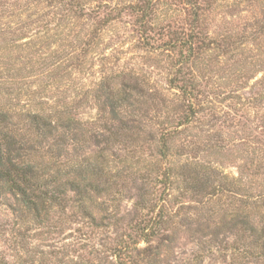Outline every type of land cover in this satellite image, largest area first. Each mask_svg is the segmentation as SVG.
<instances>
[{"label": "trees", "instance_id": "1", "mask_svg": "<svg viewBox=\"0 0 264 264\" xmlns=\"http://www.w3.org/2000/svg\"><path fill=\"white\" fill-rule=\"evenodd\" d=\"M155 1L108 12L103 6L85 12L76 0H0V45L12 25L8 20L16 18L19 27L13 33L17 38L8 44L17 52L30 45L18 46L26 38L25 31L44 35L58 32L59 24L54 22L59 16H65L67 22L70 17L87 22L102 19L99 14L104 13L101 26L130 17L143 48L153 46L167 55L170 72L166 91L176 92L174 99L165 91L146 92L139 78L119 73L91 92L96 116L84 119L83 99L70 102L67 97H39L25 83L32 73L13 75L11 63H4L0 67L4 72L0 73V208L11 211L23 227L29 224L36 230L62 232L69 223L82 225L79 233L86 227L97 234L118 228L121 189L128 190L131 185L136 196L131 199L130 234H121V239L117 237L100 249L92 247L89 252L82 246V253L97 260L101 254H109L113 264H140L145 258H156L164 243H171L183 228L197 242V262L215 253L225 260L223 264H264V140L252 137L251 131L258 129L250 128L248 114H239L248 104L264 100V76L251 88L250 97H243L246 103L240 106L245 105L244 109L232 103L241 100L240 95L230 99L231 106H224L227 99H220L223 93L221 86L212 82L213 73L222 58L231 55L238 33L220 40L209 29L204 33L202 5L211 6L213 0H165L183 5L189 22L187 32L173 29L170 23L164 25L157 17ZM244 1L264 9V0ZM44 16L52 20L39 18ZM251 22L249 30L255 31L251 35L264 43V13L252 17ZM93 35L98 36L96 29L85 33L86 37ZM78 42L82 45L77 49L65 46L72 52L65 54L64 60L74 57L81 46L85 51L91 45L90 40L79 38ZM1 54L0 48V58ZM31 56L44 59L41 77L46 67L55 69L58 62L55 56V63L46 66L42 51ZM252 72L246 82L262 71ZM234 85L239 88L236 93L246 86ZM23 98L27 100L23 102ZM215 101L224 106L219 112L212 107ZM223 126L246 133L243 144L262 146L258 153L254 150L253 158L244 161V172L237 179L229 180L211 162L193 155L205 152L198 147H204L203 141L184 143L191 130L212 132V137L221 139ZM260 133L264 137V130ZM174 147L180 150L174 152ZM26 231L30 230H18L11 241L19 264H35L37 256L65 264L68 251L31 255V244L24 239ZM226 235L225 241L220 240ZM77 244L80 242L69 248ZM141 244L145 245L142 249ZM0 264L11 263L1 257Z\"/></svg>", "mask_w": 264, "mask_h": 264}, {"label": "rangeland", "instance_id": "2", "mask_svg": "<svg viewBox=\"0 0 264 264\" xmlns=\"http://www.w3.org/2000/svg\"><path fill=\"white\" fill-rule=\"evenodd\" d=\"M76 1L84 5L85 12L92 11L101 6L106 7L105 12H108L111 9H124L129 7V5L146 0ZM154 4L156 6L157 17L160 21H163L164 25L170 23L173 29L187 32L189 22H187L185 12L182 10L183 5H179V2L169 4L165 0H156ZM21 6H24V3H21ZM202 7L205 10V16L202 20L203 27L201 28L204 30V33L209 29L218 40L234 31L238 33V35L234 33L237 36L236 45L233 47L234 50H232L231 55L222 58L220 65L216 66L213 73L215 74V78L212 82H215L217 87L218 85L221 86L220 91L223 95L220 99H227L224 106L229 107L233 103L237 109H244L245 105L240 106V103H246L243 97L249 98L251 88L264 76V43L261 40H255L251 35L255 31L249 30L253 27L251 26V18L261 16L264 13V9L262 10L260 5L251 6L244 0H213L211 6L206 7L203 4ZM57 12L59 13V8ZM99 15H101L102 19L98 20V18L95 21L91 20L87 22L75 20L73 17H70V21L67 22L64 19L65 16L56 17L57 21L55 20L54 23L59 24L60 28L58 32L51 31L45 35L36 34L33 30H30V34L27 33L29 30L25 31L27 34L26 38L20 40L18 46L25 45L26 43L30 45L29 47H23V52H17L8 44V40L17 38V35L13 32L19 27L18 19L10 18L8 21L12 22V25H10V29L7 31L9 34L2 37L3 43L0 45L2 53L0 62L3 63H0V67L4 66V63L9 62L13 66V75L17 76L19 74L18 76L22 75L21 77H24L27 73H32V77L25 80V83L31 85L32 92L38 94L39 97H53L60 100L67 97L70 102H81L83 99L84 103L81 113L84 119H91L96 116L91 92L102 81L110 80L111 77H115L119 73H127L133 75L135 78H139L146 92L165 91L167 95L174 99L173 95L176 92L166 91L168 89L167 80L169 79L170 72V63L167 55L163 54V52H157L153 49V46H150L149 49L143 48L140 33L132 24L130 17L123 16L121 21L101 26L100 23L103 21L102 16L105 14L100 13ZM39 18L46 21L52 20L51 16ZM95 29L98 36H85L86 31ZM152 35L154 34H149L151 37ZM79 38L84 39V41L90 40L91 45L89 47L86 46L85 51H82L81 46L74 57L71 56L64 60L63 56H67L65 54L72 52L71 49H67L65 46L70 44L73 48L77 49L78 45H82L78 42ZM165 40H167L166 37ZM151 45L153 44L151 43ZM38 51H42L43 56L46 58V66L55 63L56 60L53 59L55 56H58V62L54 64L56 66L55 69L54 66L46 67L42 77L39 71L44 59L41 57L32 58L31 56L33 53L37 54ZM19 59L23 60L19 61ZM41 67L43 68V66ZM252 71L262 72L254 74L246 82V79L252 75ZM0 73L4 72L0 70ZM243 83L246 84L244 90L236 93L235 91L239 88L234 84L243 85ZM238 95L242 99L235 100L236 104L234 101L230 103V99ZM22 100L25 102L27 98H23ZM247 103L249 102L247 101ZM213 106L218 112L220 111L218 108L224 107L216 101L213 102ZM244 112L248 114L249 122L252 121L249 123L250 128L258 129L256 132L254 130L251 131L252 137L254 139L257 138L258 141L264 140V137H261L260 133L264 130V100L257 104H248L239 114H243ZM225 125L228 127L230 123H226ZM218 127H220V124ZM224 127L221 139L212 137V132L200 133L198 130H191L188 133L189 137L185 139L184 143L197 142L199 144L200 141H203L201 145L204 147H198H201L205 152L198 151L193 155L211 162L212 166L220 174L228 177L229 180L237 179L244 172L242 168L246 163L244 161L247 158H253L254 150L258 153V149H261L262 146L261 144L249 142L244 143L246 144L244 145V138H248L246 133L237 130L230 131ZM207 129L205 128V130ZM206 144L210 146L206 148ZM177 147L173 148L174 152L180 150ZM131 187V185L128 187L130 192L124 189L123 186L121 189L123 194L120 201H118V207H120L119 219H121V222H119L118 228L112 227L108 232L97 234H91V231L86 227L85 229L83 228L82 233H79L78 230L82 229V225L69 223L61 228L62 232L60 229L52 232L36 230L35 227L29 224L23 227L22 221L18 220L11 211L6 208H0V258H5L11 264H19L20 262L15 256L17 252H15L11 241L16 238L17 234L15 232L21 229H29L30 231L24 233V239L31 244V255L43 253L45 256H49L50 253H65L68 251V256L64 260L65 264H113L115 260L111 257L107 258L109 254H101L97 260L89 257L87 252L82 253L81 249L82 246H85L88 252L91 251L92 247L100 249L102 248L101 245L112 244V240H115L117 237L121 239V234H130L129 225L130 220L133 219L134 202L131 199L136 196V190H131ZM180 201L185 200L180 199ZM229 209L228 207L227 211ZM54 221H57V215ZM57 232H61V234H56ZM227 237L229 236L221 237L220 240L225 241ZM228 239V242H232L230 238ZM79 242L80 245L77 244L69 248L70 244ZM144 247L145 245H140L141 249ZM197 252L198 247L195 238L191 236L190 232L182 228L178 230V234L175 235L171 243H164V247L160 249L156 258H145L144 262L140 264H223L225 261L218 254L209 253L205 255L202 261L197 262L195 260ZM81 255L84 258H80ZM59 258L63 259L61 255ZM35 261V264H53V262L44 261L40 256H37ZM54 264L58 263L54 261Z\"/></svg>", "mask_w": 264, "mask_h": 264}]
</instances>
